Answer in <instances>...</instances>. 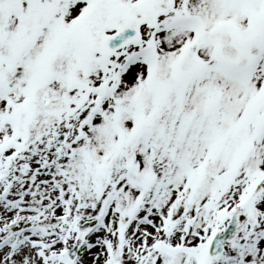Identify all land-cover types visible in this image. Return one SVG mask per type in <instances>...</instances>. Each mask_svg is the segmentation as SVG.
<instances>
[{"label": "snow or ice", "instance_id": "1", "mask_svg": "<svg viewBox=\"0 0 264 264\" xmlns=\"http://www.w3.org/2000/svg\"><path fill=\"white\" fill-rule=\"evenodd\" d=\"M0 264H264V0H0Z\"/></svg>", "mask_w": 264, "mask_h": 264}]
</instances>
